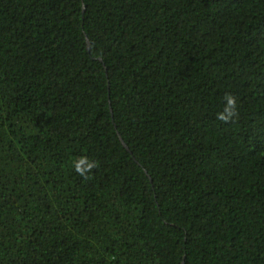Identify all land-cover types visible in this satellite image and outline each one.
I'll return each mask as SVG.
<instances>
[{"label": "trees", "instance_id": "trees-1", "mask_svg": "<svg viewBox=\"0 0 264 264\" xmlns=\"http://www.w3.org/2000/svg\"><path fill=\"white\" fill-rule=\"evenodd\" d=\"M0 264H264V0H0Z\"/></svg>", "mask_w": 264, "mask_h": 264}, {"label": "clouds", "instance_id": "clouds-1", "mask_svg": "<svg viewBox=\"0 0 264 264\" xmlns=\"http://www.w3.org/2000/svg\"><path fill=\"white\" fill-rule=\"evenodd\" d=\"M225 100H226V106L223 112L218 113L217 118L223 121H227V119L234 115L235 113V109H236V100L233 96H231V94H226L225 96ZM95 165H91V167H94ZM90 170V168H89ZM78 171H80L81 175H84L85 172L82 169H78Z\"/></svg>", "mask_w": 264, "mask_h": 264}]
</instances>
